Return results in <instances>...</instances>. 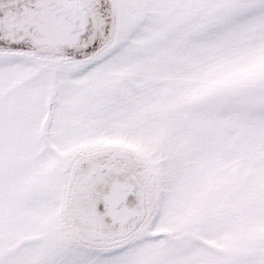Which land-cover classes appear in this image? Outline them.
<instances>
[{
	"label": "snow or ice",
	"instance_id": "snow-or-ice-1",
	"mask_svg": "<svg viewBox=\"0 0 264 264\" xmlns=\"http://www.w3.org/2000/svg\"><path fill=\"white\" fill-rule=\"evenodd\" d=\"M0 264H264V0H0Z\"/></svg>",
	"mask_w": 264,
	"mask_h": 264
}]
</instances>
